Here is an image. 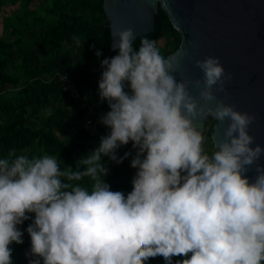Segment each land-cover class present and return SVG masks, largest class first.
Here are the masks:
<instances>
[{"label": "clouds", "instance_id": "clouds-1", "mask_svg": "<svg viewBox=\"0 0 264 264\" xmlns=\"http://www.w3.org/2000/svg\"><path fill=\"white\" fill-rule=\"evenodd\" d=\"M111 35L118 51L100 62L98 81L110 109L99 122L110 131L99 146L75 169L48 154L10 149L0 157V264H13L10 245L23 243L18 226L28 214V264H145L158 256L165 264L173 257H182L175 264H264V146L249 134L255 116L222 101L200 104L217 101L213 89L223 92L232 74L208 56L195 62L202 81H180L176 58L162 55L156 40L140 36L137 50L131 28ZM72 40L82 46L78 35ZM208 115L227 121L211 154L194 124ZM129 142L137 171L125 195L104 182L101 158L122 163L131 153L116 152ZM85 178L90 185L79 183Z\"/></svg>", "mask_w": 264, "mask_h": 264}, {"label": "trees", "instance_id": "trees-1", "mask_svg": "<svg viewBox=\"0 0 264 264\" xmlns=\"http://www.w3.org/2000/svg\"><path fill=\"white\" fill-rule=\"evenodd\" d=\"M101 2L0 0V16L3 8L14 5L6 16L11 33L23 31L27 21L41 22L49 16L54 19L50 27L42 29L36 36L29 35L31 48H20L15 41L0 39V157L10 149L29 157L48 154L62 162V169L68 166L75 169L79 159L95 150L101 137L109 133L110 129L95 116L88 128H84L81 122L88 108L94 112L110 111L107 102L102 101L98 94L102 71L100 62L105 58H98L93 51L103 40V30L107 25ZM154 16L159 32L151 39L157 41L168 36L163 45L157 44L161 54L166 57L177 48L179 35L160 6H157ZM73 35L81 37L82 46H75ZM17 60L21 64L15 67ZM16 70L22 72V82L17 86L13 76ZM63 74L83 100L74 98L63 89L64 81L59 79V75ZM9 88L12 89L11 93L7 92ZM62 98H65L63 107H58L56 101ZM42 110L46 111L34 121L32 118ZM135 151L131 142L118 148V158L126 152L131 153L120 164L102 156L101 162L108 169L103 180L110 185V190L121 191L125 195L132 190L131 181L137 170L130 166V162ZM79 183L88 186L91 181L85 178ZM28 215L30 219L18 226L24 233L23 243L10 245L13 264H28L31 259H27L23 253V248L31 246L26 228L34 214ZM178 259L182 257H173V264ZM145 264L165 262L158 256L149 258Z\"/></svg>", "mask_w": 264, "mask_h": 264}, {"label": "water", "instance_id": "water-1", "mask_svg": "<svg viewBox=\"0 0 264 264\" xmlns=\"http://www.w3.org/2000/svg\"><path fill=\"white\" fill-rule=\"evenodd\" d=\"M101 6L107 25L103 40L93 51L99 50L104 58L116 55L118 50L113 44L117 38L111 33L123 29L133 30L135 48L139 47L140 36L153 38L159 32L154 14L160 6L179 35L177 48L166 55L169 59L175 57L179 65L172 74L180 81H202L196 60L218 57L232 79L226 82L223 92L213 89L217 101L200 104L207 109L222 101L254 115L249 134L255 143L264 146V0H102ZM189 92L199 96V90L191 85ZM205 123L206 117L194 121L201 132L207 128ZM225 127L227 121L221 124L215 120L209 126L214 148L223 140ZM258 163L264 166V156ZM254 167L246 173L250 182L256 175Z\"/></svg>", "mask_w": 264, "mask_h": 264}, {"label": "rangeland", "instance_id": "rangeland-1", "mask_svg": "<svg viewBox=\"0 0 264 264\" xmlns=\"http://www.w3.org/2000/svg\"><path fill=\"white\" fill-rule=\"evenodd\" d=\"M14 8V5H8L6 6L5 8H3L2 10V15L0 16V39L2 40H5V41H15L16 42V45L17 47H20V48H31V46L29 45V35L31 36H36L37 33H39L42 29H45L47 27H50L53 23H54V19L53 17L49 16V18L45 21H41V22H38V21H34V20H31V21H27L25 23V26H24V30L23 31H18V32H15V33H11L9 31V28H8V25L6 23V16L11 12V10ZM168 39V36H163L161 37L160 39L157 40V44L158 45H163L165 40ZM20 60H17L15 62V67H18L20 66ZM13 76L15 77L16 79V83L15 85H20V83L22 82V72L21 71H14L13 72ZM8 93H11L12 92V89L9 88ZM65 102V98H62L58 101H56V105L58 107H63V104ZM46 110H42L40 113H38L37 116L33 117L32 119L34 121L37 120V118L42 114L44 113ZM214 121L213 117L211 115H208L206 116V129H205V135L207 137V140L206 142L204 143V148H205V151L208 153V154H211V152H209V149L211 147V143H210V138L209 136L206 134V131L209 129V126L211 125V123ZM214 151V150H212ZM19 230L23 233V231L19 228ZM24 238V233L22 235V239ZM30 247L31 246H26L25 248H23V253L24 255L26 256V258H31V256L29 255V251H30Z\"/></svg>", "mask_w": 264, "mask_h": 264}, {"label": "built area", "instance_id": "built-area-1", "mask_svg": "<svg viewBox=\"0 0 264 264\" xmlns=\"http://www.w3.org/2000/svg\"><path fill=\"white\" fill-rule=\"evenodd\" d=\"M59 79L62 80V81H64V87H63L64 90L69 91L70 94L74 98H79V99L83 100L82 97H80L77 94V92L75 91L73 84L67 80L66 75H64V74L63 75H59ZM81 105L83 106L84 105V102H82ZM105 114L106 113L103 112V111H96V112H94L90 108H88L87 109V112L82 116V119H81V122H82L83 127L84 128H88L91 125L94 116L97 117V118H101ZM203 133H204V136H205V141H204V143H205L206 140H207V137L205 135V132H203ZM214 149L215 148L213 147V145L211 143V147L209 149V152H212V150H214Z\"/></svg>", "mask_w": 264, "mask_h": 264}]
</instances>
